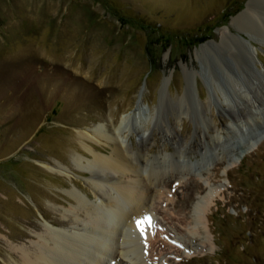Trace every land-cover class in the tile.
I'll use <instances>...</instances> for the list:
<instances>
[{"label": "rangeland", "instance_id": "rangeland-1", "mask_svg": "<svg viewBox=\"0 0 264 264\" xmlns=\"http://www.w3.org/2000/svg\"><path fill=\"white\" fill-rule=\"evenodd\" d=\"M249 1L0 0V264L15 263L9 245L29 248L49 222L67 234L76 232L74 216L82 222L83 215L68 190L88 196L87 203L100 202L89 173L70 162L74 152L88 156L77 130L117 125L120 115L139 103L138 122L147 130L132 133L130 140L137 147L141 136L149 137L142 152L160 160L230 124L222 108L238 89L223 70L246 92L253 73H264V37L240 25ZM225 34L231 50L208 53ZM231 55L239 72L229 62ZM185 91L195 114L176 107ZM205 99L210 108L198 110ZM200 117L217 129L207 128ZM96 149L109 155L107 148ZM43 163H60L69 171L53 173ZM226 167L224 161L206 166L211 184L223 187L194 232L189 204L203 188L188 180L187 172L174 176L180 183L173 178L163 183L160 197L152 195L153 228L162 245L152 254L147 247L146 259L264 264V140ZM184 216L182 223L175 220ZM183 243L193 247L192 256L184 253Z\"/></svg>", "mask_w": 264, "mask_h": 264}, {"label": "bare ground", "instance_id": "bare-ground-1", "mask_svg": "<svg viewBox=\"0 0 264 264\" xmlns=\"http://www.w3.org/2000/svg\"><path fill=\"white\" fill-rule=\"evenodd\" d=\"M251 1L247 5L245 19L240 25L244 29L264 37V0L260 3L262 5ZM235 19L232 21L234 22ZM232 39L246 54L247 60L252 59V54L246 45L240 39L235 37ZM232 47L230 37L225 34L222 41L207 52L217 56L218 53L224 54L225 49L231 50ZM231 56L229 62L234 69L236 71L242 69L236 65L237 61L233 58L234 55ZM223 71L233 89H238V92L233 94L232 101L225 102L222 108L225 112V119L230 124L226 125L222 131L217 130L215 135L209 134L204 142L190 145L184 149L185 151H177L168 159L165 156L160 160L150 159L142 152L149 137L143 140L141 136L137 147H134L130 140L132 133L137 131L142 135L147 130L138 122V117L141 120L139 103L136 104V109L133 112L122 113L117 125L111 123L109 128L102 124H92L77 130L80 143L90 157L74 152L70 155V162L81 172L89 173L94 196L100 199V202L97 204L87 203L86 197L88 196L80 194L81 192H77L78 190H68V196L77 203L79 214L83 215L82 222L81 219L74 216L72 227L76 232L67 234V232L55 228V222L47 221L44 218L46 215L44 213L43 218L49 224L46 225L42 234L37 236L38 241L29 248L10 244L9 251L15 256L16 262L9 264H160L158 261L150 262L144 255V252H148L147 247L152 254L156 252V247L161 243V235L153 228L154 217L150 204L152 195L157 193V196L160 197L163 183L172 180V178L175 183H180L181 179H176L174 176L187 172L186 174L190 177L188 180L200 184L203 188V192H195L193 201L189 204L190 212L194 213V215L191 214L193 223L191 230L193 231L195 226L200 225L202 217L207 220V214L214 197L221 193L219 185L211 184L206 166L213 161H224L227 163L226 168H229L238 162L236 159L238 157L235 159L230 157L233 152H235V156H238L241 146L242 151L250 147L255 148V137L259 133L264 140V73H253L255 78H250L249 90L246 92L238 87L239 84L233 75H230L226 70ZM188 99L185 91L184 96L176 100V107L185 110L187 115L195 114ZM199 103V106L198 104L196 106L201 111L211 106L208 99ZM199 120L204 122L210 130L217 129V126L212 124L208 117H200ZM175 133L173 132V134ZM100 146L107 148L109 155L96 149ZM191 157L196 158L195 162L190 161ZM181 158H183V162L180 160ZM184 158L188 162H184ZM40 165L60 175H66L69 171L60 163L53 166L48 163ZM115 176L124 179L118 180ZM126 177L132 178L126 180ZM80 210H83L84 213H81ZM70 216L72 217V214ZM184 218L185 216L176 217L175 220L182 223L185 221ZM138 221L140 222L139 226H137ZM192 231L188 230L191 234ZM148 238L150 239L148 240ZM0 239H2L1 233ZM145 240L148 242L147 246L143 245ZM143 246L145 247L143 248ZM183 246L187 251L184 253L192 256L195 252L193 247L184 243Z\"/></svg>", "mask_w": 264, "mask_h": 264}, {"label": "water", "instance_id": "water-1", "mask_svg": "<svg viewBox=\"0 0 264 264\" xmlns=\"http://www.w3.org/2000/svg\"><path fill=\"white\" fill-rule=\"evenodd\" d=\"M259 134H260V133H259ZM257 141H258V140H257ZM257 141H255V142L257 143ZM241 147H242V146H241ZM241 147H240L239 150H238L240 156L243 155V154H245V153H248L249 151L252 150V147H250V148H247L246 150L242 151L243 149H241Z\"/></svg>", "mask_w": 264, "mask_h": 264}, {"label": "snow or ice", "instance_id": "snow-or-ice-1", "mask_svg": "<svg viewBox=\"0 0 264 264\" xmlns=\"http://www.w3.org/2000/svg\"><path fill=\"white\" fill-rule=\"evenodd\" d=\"M139 223H140V222L138 221V222H137V226H139Z\"/></svg>", "mask_w": 264, "mask_h": 264}]
</instances>
